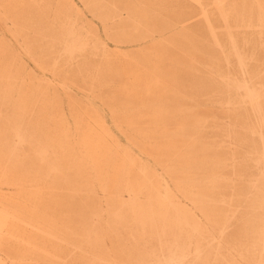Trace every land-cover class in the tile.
Masks as SVG:
<instances>
[{
	"label": "bare ground",
	"instance_id": "bare-ground-1",
	"mask_svg": "<svg viewBox=\"0 0 264 264\" xmlns=\"http://www.w3.org/2000/svg\"><path fill=\"white\" fill-rule=\"evenodd\" d=\"M80 1L0 0V264H264V0Z\"/></svg>",
	"mask_w": 264,
	"mask_h": 264
},
{
	"label": "rangeland",
	"instance_id": "rangeland-1",
	"mask_svg": "<svg viewBox=\"0 0 264 264\" xmlns=\"http://www.w3.org/2000/svg\"><path fill=\"white\" fill-rule=\"evenodd\" d=\"M76 3L79 5V7L81 9H83L85 11L87 17H89V19L92 22H94V24L99 28L101 34L104 36L105 33H104V26H103V24L101 22H99L97 19L93 18L90 13H88V11L85 9L84 5L82 4V2L80 0H76ZM1 33L2 34H5L6 36H9V34L7 33V29L4 26L1 27ZM110 43H111L112 48H115V46L112 44V42H110ZM14 45H15V47H18L19 48V45L17 43H15ZM125 49H131V48L128 47V48H125ZM28 63H29V65L32 68H34L35 70H37V72H39V69H37V67L35 66V64L31 60L28 59ZM39 73L42 74L41 72H39ZM75 94L78 97H80V98H82L84 100L94 101L95 106L97 108H99L100 111L103 113L106 121L108 122L109 126L114 131V133L116 134V136L118 137V139L121 141V143L123 145H126V146L129 145V141L126 138V136L116 126V121L114 119V116H113L112 112L106 106H104L102 102H100L99 100L94 99L92 96H90L89 94H87L86 92H84L83 90H80V89H75ZM135 149H136V151L138 153H140V151L137 148H135ZM144 157H146V156H144ZM145 159L147 160V158H145ZM150 162H152V161L150 160Z\"/></svg>",
	"mask_w": 264,
	"mask_h": 264
}]
</instances>
